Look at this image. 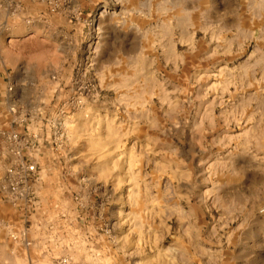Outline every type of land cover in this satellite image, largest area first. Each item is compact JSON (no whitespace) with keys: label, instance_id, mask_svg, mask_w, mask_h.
<instances>
[{"label":"rangeland","instance_id":"1","mask_svg":"<svg viewBox=\"0 0 264 264\" xmlns=\"http://www.w3.org/2000/svg\"><path fill=\"white\" fill-rule=\"evenodd\" d=\"M63 258L264 264V0H0V264Z\"/></svg>","mask_w":264,"mask_h":264},{"label":"built area","instance_id":"2","mask_svg":"<svg viewBox=\"0 0 264 264\" xmlns=\"http://www.w3.org/2000/svg\"><path fill=\"white\" fill-rule=\"evenodd\" d=\"M36 171V165L34 163H26L21 161L16 166L9 167L6 171L5 181L7 182V189L14 197H21L25 192V184L27 181L25 177L27 175L34 174ZM70 261L67 258L60 259L54 264H69Z\"/></svg>","mask_w":264,"mask_h":264},{"label":"bare ground","instance_id":"3","mask_svg":"<svg viewBox=\"0 0 264 264\" xmlns=\"http://www.w3.org/2000/svg\"><path fill=\"white\" fill-rule=\"evenodd\" d=\"M98 44V43H97ZM99 45V44H98ZM96 48V47H95ZM98 49V48H97Z\"/></svg>","mask_w":264,"mask_h":264}]
</instances>
